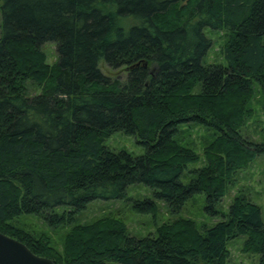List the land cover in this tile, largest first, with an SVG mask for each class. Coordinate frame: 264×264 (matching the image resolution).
<instances>
[{"label":"trees","instance_id":"16d2710c","mask_svg":"<svg viewBox=\"0 0 264 264\" xmlns=\"http://www.w3.org/2000/svg\"><path fill=\"white\" fill-rule=\"evenodd\" d=\"M208 31L226 33L224 64L205 63ZM46 43L57 47L53 65ZM103 62L125 79L106 76ZM259 91L264 104V0H0V232L55 264H228L229 243L243 237L264 264L260 206L238 194L219 210L264 155L241 132ZM192 126L212 132L198 169L189 167L201 155L182 143ZM116 133L146 153L111 150ZM134 185L153 191L137 212L156 216L159 201L178 215L204 195L222 220L178 219L142 238L112 217L78 224L89 205L125 201ZM23 216L69 228L63 251L18 224Z\"/></svg>","mask_w":264,"mask_h":264},{"label":"rangeland","instance_id":"374dc122","mask_svg":"<svg viewBox=\"0 0 264 264\" xmlns=\"http://www.w3.org/2000/svg\"><path fill=\"white\" fill-rule=\"evenodd\" d=\"M224 31H208V36L212 40V47L205 58L206 64H224L221 54L222 47L226 41ZM42 51L46 58V63L53 65L58 60L57 47L54 43H46L42 46ZM103 73L114 78L126 77L125 70L114 71L102 63ZM30 96L39 95L41 86L30 80L27 83ZM261 92L257 93V98L253 101L252 107L255 115L247 120L245 127L241 130L243 137L256 143L264 144V104ZM185 131L182 134V143L201 155V162L191 165L190 169H198L204 165L203 151L204 147L211 141V131H207L200 126L190 128L183 127ZM105 145L115 152L126 151L134 156H141L146 153L145 148L138 144L133 136H127L122 133H116L110 136ZM238 194H244L253 203L260 206L262 218L264 220V155L258 157L250 166L240 171L236 175V181L229 187L228 194L223 199L219 210L227 214L230 205ZM153 199V191L144 185L130 186L127 190V199L125 201L102 202L97 201L87 207L86 210L79 213L76 217L78 224L86 225L95 221L112 217L125 223L128 232L135 237L142 238L149 234L154 235L159 226L166 223H174L178 219H190L194 221L199 228L212 227L222 220V216H210L206 212L205 196L198 195L189 201L178 215L169 212L163 202L157 201L158 213L144 214L134 209V202ZM25 230L35 234H46L50 237L53 245L63 251L64 235L69 228H60L53 230L46 223L36 216H23L19 223ZM245 237L238 238L229 243L228 264H260V256L254 252H248L244 249Z\"/></svg>","mask_w":264,"mask_h":264},{"label":"water","instance_id":"95a60500","mask_svg":"<svg viewBox=\"0 0 264 264\" xmlns=\"http://www.w3.org/2000/svg\"><path fill=\"white\" fill-rule=\"evenodd\" d=\"M0 264H55L37 256L25 244L0 232Z\"/></svg>","mask_w":264,"mask_h":264}]
</instances>
